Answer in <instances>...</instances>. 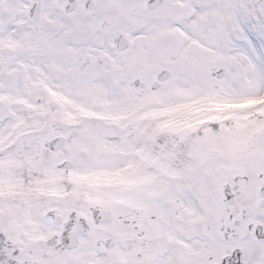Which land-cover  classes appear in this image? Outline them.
Masks as SVG:
<instances>
[{"label":"snow or ice","instance_id":"obj_1","mask_svg":"<svg viewBox=\"0 0 264 264\" xmlns=\"http://www.w3.org/2000/svg\"><path fill=\"white\" fill-rule=\"evenodd\" d=\"M0 264H264V0H0Z\"/></svg>","mask_w":264,"mask_h":264}]
</instances>
